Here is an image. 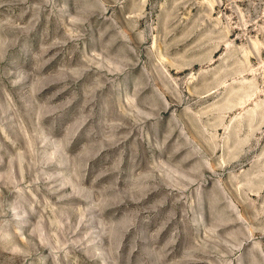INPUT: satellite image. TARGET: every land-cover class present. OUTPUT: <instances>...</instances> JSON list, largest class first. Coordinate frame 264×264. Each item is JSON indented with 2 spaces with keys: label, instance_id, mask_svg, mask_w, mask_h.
<instances>
[{
  "label": "rangeland",
  "instance_id": "1",
  "mask_svg": "<svg viewBox=\"0 0 264 264\" xmlns=\"http://www.w3.org/2000/svg\"><path fill=\"white\" fill-rule=\"evenodd\" d=\"M0 264H264V0H0Z\"/></svg>",
  "mask_w": 264,
  "mask_h": 264
}]
</instances>
